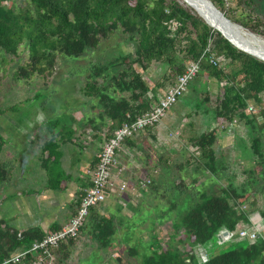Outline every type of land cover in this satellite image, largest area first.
Instances as JSON below:
<instances>
[{"label":"trees","instance_id":"16d2710c","mask_svg":"<svg viewBox=\"0 0 264 264\" xmlns=\"http://www.w3.org/2000/svg\"><path fill=\"white\" fill-rule=\"evenodd\" d=\"M4 1L9 3L5 5ZM14 1L0 0V80L7 77L4 66L15 63L21 48L26 52V58L9 73L11 86L35 76L45 82L61 57H79L86 50H96L102 40L117 31L128 35L133 49L110 65H93L82 90L86 96H98L104 115L111 121L104 132L105 139L122 123L133 121L156 105V97L149 95L148 82L143 77L152 64L166 67L155 81L156 86L165 88L189 61L200 59V69L191 86L196 90L203 75L213 78L217 82V103L213 113L207 115L205 108L199 107L209 100L206 95L200 102H194L191 112L197 116L205 111V118L212 119L217 126L188 137L189 146L199 151L188 162L196 165L197 171H208L217 181L223 178L228 183L216 181L217 188L211 192L204 189L195 192L193 205L178 221L171 222L172 233L166 242L160 243L152 236L141 257L135 246H129L126 252L132 258L139 256L136 259L139 264H264L263 239L248 242L234 237L242 224L254 225L264 232V205H260L264 195V60L235 47L179 0H23L25 6L17 9ZM211 1L231 21L264 36V0ZM210 54L223 55L224 61L209 63ZM111 65L121 70L110 78L104 75L106 80L99 81ZM98 83H114L127 95L115 100L102 92L104 88ZM14 109L0 106V117ZM188 117L191 118L188 125L194 128L196 118ZM236 122L242 124L244 133L242 136L236 133L235 138L253 163L231 173L225 170L223 160L218 162L216 145L219 131ZM56 125L52 121L48 127ZM48 142L52 144L51 140ZM3 144L0 133V153ZM97 160L98 155L92 166ZM12 167V163L0 158V186L9 180ZM239 173L243 177L235 185L233 178ZM175 186L182 190L180 193L188 188L184 178ZM98 210V207L90 209V235L100 248H105L112 242L116 224L112 216ZM3 224L0 220V260L46 233L17 231L2 227ZM75 240L60 243L55 250V264L69 258ZM202 251L205 257L200 255Z\"/></svg>","mask_w":264,"mask_h":264},{"label":"crops","instance_id":"0c3cea01","mask_svg":"<svg viewBox=\"0 0 264 264\" xmlns=\"http://www.w3.org/2000/svg\"><path fill=\"white\" fill-rule=\"evenodd\" d=\"M98 51L99 48L96 49L97 53ZM89 62L90 60H84L85 65H89ZM165 68V66L155 63L143 75L148 82L149 95L156 97V101L164 88L156 86L155 81L163 75ZM104 75L108 76V73L105 71L99 81L104 82L106 80V77L103 78ZM216 83L213 78L203 75L198 83L197 92L203 90V92L209 93L212 89L217 88ZM84 85L85 83H77L76 85L80 99L85 105L79 108V111L82 112H76L79 118L73 122H68L66 118H62L63 116L41 122L32 121L30 118L31 123L27 122L26 128L19 129L16 133L4 134L0 131L4 139L0 158L13 164L9 172V180L0 186V220L4 221L2 227L7 226L17 231L38 230L45 233L50 229H58L63 226L74 213L81 190L88 185V171L93 167L96 155L100 150L104 132L111 123L110 119L104 115V109L98 96L89 97L83 93ZM99 85L104 88L102 92L115 100L127 95V92L117 88L114 83H98ZM195 92L192 85L188 89L186 98L182 97L186 99V104L180 103L178 108L182 107L179 112L182 119L188 118L190 121L191 118L188 116L191 115L199 123L200 120L204 121L205 117L202 115L195 116L191 112L194 101L190 98ZM86 98L89 99V107L86 105ZM29 99L32 98H28L27 101ZM30 101L34 103L33 100ZM176 108L175 105L173 110ZM63 112L67 113L68 111ZM85 115L88 116L86 120L82 119ZM180 117L174 112L166 113L153 128L124 140L117 153V163L112 169V179L107 189L106 200L98 207L100 214L110 215L115 221L116 231L112 242L110 246L105 248H100L96 242L93 246L90 245L92 238L88 217L85 227L71 248L67 261L73 255H77V251L81 250L80 244L87 246L89 250L85 251L84 256L77 260L76 264H103L102 260L105 263L109 260L105 254L107 249H116L114 250L116 252L127 249L129 246L127 247L125 237L122 235L124 224L120 223L118 218L130 219L132 215L136 214L135 207L132 206L134 197L139 196L142 198V202L150 203V217L152 219L145 227V232L150 233L152 227L162 224L159 219L166 212V206H169L167 210L173 211V205L165 204V206L162 202L167 189L182 191L176 189L177 180L184 178L185 181V178H189L188 182L185 181L188 186L189 183H193L192 179L196 178L193 189L195 192L199 189L202 190V184L209 180L210 185L216 184L217 179L211 177L210 172L197 171L195 165L188 162L187 159L181 161L179 159L174 160L172 157L171 160L166 161L164 151L175 153L176 146L178 151L182 150L179 148L181 136H179L178 129L180 127L176 128L177 124L180 125L182 121ZM207 118L205 121L208 120ZM52 121L56 122L57 125L49 129L48 125ZM214 123L215 121L211 120L204 129L210 130ZM237 126L234 123L226 130L219 131L216 152H219L223 146L220 141L225 142L230 136L235 137V134L238 133ZM85 127L87 129L84 132ZM199 128H202V125L196 124L192 131H189V134L200 133ZM49 140L52 141V144H48ZM49 145H51L50 148ZM173 167L179 170L178 174L172 170ZM146 179H150L148 184L144 186L139 184L140 180L145 181ZM120 181H125L127 184V190L124 192L119 191ZM207 189L210 190V188ZM195 192L193 191L189 195L191 200ZM151 238L152 236L145 242L148 243ZM116 260L118 261V257Z\"/></svg>","mask_w":264,"mask_h":264},{"label":"rangeland","instance_id":"374dc122","mask_svg":"<svg viewBox=\"0 0 264 264\" xmlns=\"http://www.w3.org/2000/svg\"><path fill=\"white\" fill-rule=\"evenodd\" d=\"M8 3H9L8 1H4L5 5H7ZM14 6L15 9H17L18 7L25 6V4L23 0H15ZM258 36L264 38V36L261 35ZM98 47H99L98 53L96 52V50H86L85 53L79 57H68V56L61 57L59 60V64L56 65L55 67L54 73L51 76H49L45 80V82L41 78L35 76L31 80L28 81L22 80L17 82L15 85L11 86L9 73L13 70V67L16 65V63H19L20 61L26 58V52L24 49L21 48L20 55L15 59V63L10 64L8 66H4L5 68H7V74H6L7 77L4 80H0V106L15 107L13 111L9 110L3 116L0 117V131L4 134H7L8 132L16 133L17 130L22 129L24 127L26 128L27 122L29 124L31 123L30 118H32V121L34 120L38 122H41L43 120L48 121L54 118H61L62 116H63L62 118H66L68 122L70 121L73 122V120L78 119L79 117L77 116L76 112H82L79 111V108L85 105V103H83L80 99V95L78 94V90L76 86L77 83H85L87 77V75L85 74L90 73V69L91 68L93 69V65L100 66V65L112 64L125 52L131 51L133 49L132 42L129 40L128 35L123 34L120 31H117L116 34L111 38L102 40ZM84 60L85 61L90 60L89 65H85ZM114 66L115 65L109 66L106 70H104L103 74H105L106 71V73H108V76L107 75L105 76L110 78L112 75L118 73V71L121 70L120 68ZM0 75H1V71H0ZM190 87H191V83L188 85V89H190ZM197 89L198 88H196L195 90L196 92L191 96L190 100L194 102H200L203 99V97L208 95L209 100L205 102L204 106L201 104L199 105V107L201 108V110L202 108H205L207 115H211L213 113V108L217 103L216 101L217 93H218L217 88L212 89L211 92L209 93L207 92L205 93L203 92V90L197 92ZM187 92L182 96L183 98H186V96L188 95ZM182 97L179 98L178 102H176L172 107H170L167 110L166 112L167 114L169 112L172 113L174 112L175 115H178V117H180L179 112L180 109H182V107L178 108V106L181 105L180 103L185 104L184 102L186 101ZM28 98H32V99H29L27 101ZM81 98L83 99L82 96ZM30 100H33L34 103H32V101ZM88 101L89 99H87V103H86L87 107H89ZM175 105L177 106V108L176 110H173ZM66 110L68 111L67 113L63 112ZM198 115H202L204 117L207 116L205 114V111L204 112L202 111V113L200 112ZM87 117L88 116L85 115L83 116L82 119L86 120ZM180 118L182 119V117ZM205 119L204 121L200 120L199 123L197 122V125L198 124L202 125V128H199L201 132L212 120L210 118H207L208 120L205 121ZM188 123H189V119L186 118V119H182L180 125L177 124L176 126V128L180 127V129H178L179 136H181L179 148L182 149L183 152H181L182 150L178 151L177 146L175 153H169L168 151H164V154H166L165 156L166 161L171 160L172 157H174V160L179 159L181 161H184V159H187L188 161L192 155H195V153L192 152L191 147L189 146L188 143L187 137L188 135H190L189 131L190 130L192 131L193 129L188 125ZM236 124L238 125L237 126L238 134L242 136L243 135L242 133H244L243 127L241 126L242 124H239L238 122H236ZM214 126H217L216 123L213 124V127ZM220 143H222L223 146L221 150L217 152V160L218 162L220 160H223L222 164L227 165L225 169L227 172H231V173L236 172V169L238 170L240 166L252 165L253 162L252 159L249 157L248 153L244 151L241 145H238L239 139H237V137L233 138L230 136L228 140H225V142L220 141ZM190 163L192 164V162ZM172 170H174V172L177 174L179 173V170H177L174 167L172 168ZM234 177L236 179L235 180L233 178L235 185H238V183L240 184L243 177L241 173H239L237 176ZM185 179H186L185 181L187 182L189 181V178H185ZM209 182L210 180L202 184L203 186L201 187L205 190H209L207 188H210V192H211V189L213 188L215 189L217 188V186L214 184L210 185ZM219 183L222 185L223 184L226 185L228 182L225 179L221 178L218 181V184ZM192 184L189 183V185L187 186L188 188L184 190V192L182 193L176 191L175 189L166 190L165 198L163 202L162 201L161 202L164 205L165 204L173 205V211L171 212L170 210L168 211L167 208L169 206L165 205L166 212L159 219L160 222H162V224L161 225L157 224L154 227H152L150 233L145 232V227L148 225L147 223H149V221L152 219V217H150V213H151L149 206L150 203L146 201L142 202V198H140L139 196L134 197L135 199L133 201L132 206L135 207L133 208L134 211H136V214L132 215L130 219L118 218V221L124 224L122 235L125 237L124 240L126 241L127 247L128 246L137 247L139 256L141 257L143 251L146 250L145 240H148L151 236H156V238L159 240L160 243L166 242L168 240L169 235H171L172 233L171 222L178 221V219H180V217L193 205V202L195 201L189 198V195L192 194L193 191L195 192V190H193L195 188V184L194 183ZM161 202H160V209L162 208ZM260 205H264V195L261 196ZM237 241H243V240H237ZM90 242H91L90 245L93 246L95 241L91 239ZM80 246L82 251L81 250L77 251V255H73L72 258L69 259V261L62 260V262H60L59 264H76L77 260H79L81 257L84 256L85 251L89 250L88 247L84 246L83 244H80ZM114 250L107 249L106 250L107 253L105 251V254L107 258H109V260L106 261V263L104 260H102L101 262L103 264H127V263L139 264L138 261L136 260L139 259V256L138 257L136 256L134 258L128 256L126 252L127 251L126 248L117 252ZM117 257L121 259L117 261L116 260Z\"/></svg>","mask_w":264,"mask_h":264},{"label":"built area","instance_id":"2783aa9c","mask_svg":"<svg viewBox=\"0 0 264 264\" xmlns=\"http://www.w3.org/2000/svg\"><path fill=\"white\" fill-rule=\"evenodd\" d=\"M206 53L207 51L204 50L202 55ZM207 59L209 63L215 65L223 62L224 56L210 54L207 55ZM199 69L200 59L189 61L174 82L161 91L153 108L139 114L133 121L122 123L112 131L108 138H104L97 154L98 160L88 171V185L81 190L78 205L68 221L60 228L46 232L42 238L33 240L28 246L21 247L4 257L0 260V264H55L57 258L55 250L60 243L71 238L76 239L89 217L90 209L99 207L105 202L107 189L112 179V169L117 163V153L124 140L157 125L167 110L188 91V85ZM249 109L251 110L252 106H249ZM191 150L195 154L199 153L194 147H191ZM149 182L150 179L140 180L139 184L144 186ZM118 188L120 192L127 190L126 182L120 181ZM234 237L237 240L254 242L257 239L264 240V232L254 225L242 224L237 228Z\"/></svg>","mask_w":264,"mask_h":264},{"label":"bare ground","instance_id":"6f19581e","mask_svg":"<svg viewBox=\"0 0 264 264\" xmlns=\"http://www.w3.org/2000/svg\"><path fill=\"white\" fill-rule=\"evenodd\" d=\"M200 14L213 28L221 30L239 47L264 58V38L236 24L224 21L206 0H179ZM199 16V15H198Z\"/></svg>","mask_w":264,"mask_h":264},{"label":"water","instance_id":"95a60500","mask_svg":"<svg viewBox=\"0 0 264 264\" xmlns=\"http://www.w3.org/2000/svg\"><path fill=\"white\" fill-rule=\"evenodd\" d=\"M206 1H208L209 3H210V5L212 6V8L215 10V12L224 20V21H227V22H230V23H233V24H236V25H238L239 27H242V28H244L242 25H240V24H238V23H235V22H233V21H231L230 19H228L225 15H224V13L223 12H221L213 3H212V1L211 0H206ZM199 16H201L200 14H198ZM202 17V16H201ZM203 18V17H202ZM203 20L208 24V25H210L211 27H213L211 24H209L204 18H203ZM217 29V28H216ZM228 41H230L235 47H237L238 49H240V50H242V51H244V52H247V53H249V54H251V55H253V56H255V57H257V58H259V59H261V60H264V58H262V57H260L259 55H257V54H255V53H253V52H251V51H248V50H246V49H244V48H241V47H239L237 44H235L229 37H227L221 30H219V29H217ZM252 33V32H251ZM254 34V33H253ZM200 255L201 256H203V257H205V253L202 251L201 253H200Z\"/></svg>","mask_w":264,"mask_h":264}]
</instances>
